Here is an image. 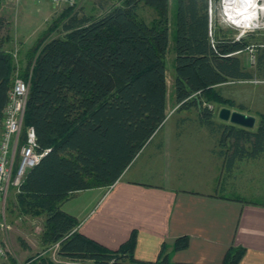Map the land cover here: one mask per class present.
I'll list each match as a JSON object with an SVG mask.
<instances>
[{"label":"trees","instance_id":"16d2710c","mask_svg":"<svg viewBox=\"0 0 264 264\" xmlns=\"http://www.w3.org/2000/svg\"><path fill=\"white\" fill-rule=\"evenodd\" d=\"M140 5L156 18L143 20ZM210 10L211 0H113L97 15L68 8L17 60L4 49L9 38L0 17V124L17 71L29 84L21 136L33 128L37 151H47L22 178L15 206L20 215L44 217L41 245L57 246L59 258L37 255L27 264H191L172 263L165 244L155 261L137 260L135 232L110 250L82 235L62 204L77 192L113 186L163 128L170 43L177 111L194 110L198 124L215 136L224 172L264 158V113L248 130L216 122L208 107L234 105L222 95V84L264 80V40L230 37L212 24ZM250 48L256 53L251 68L241 59ZM222 198L248 203L240 196ZM187 246L183 237L171 249ZM243 254L231 247L221 264H238Z\"/></svg>","mask_w":264,"mask_h":264},{"label":"crops","instance_id":"0c3cea01","mask_svg":"<svg viewBox=\"0 0 264 264\" xmlns=\"http://www.w3.org/2000/svg\"><path fill=\"white\" fill-rule=\"evenodd\" d=\"M19 2L15 6L18 12L39 15L38 30H34L36 24H29L30 38L25 32L20 35V28L14 27L13 36L19 47H30L47 28L52 6L47 1ZM159 133L111 189L80 191L62 204V210L77 220L78 231L110 250L118 249L135 232L134 257L144 262L155 261L165 244L172 263L221 264L228 249L233 247L244 249L238 264H264V202L247 200L248 203H243L222 198L240 196L237 194L241 190L234 173L236 168L227 175L214 148L207 153L218 163L215 171L207 174L202 168L198 171L201 177L194 178L192 188L180 187L183 177L180 174L186 172L190 177L196 170L189 164L184 166L182 161L176 164L165 159L168 147L165 141L170 139L160 137L154 144ZM208 134L215 139L216 147L215 136ZM150 147H155V152L148 155L150 160L132 172L138 159ZM165 160L169 173L162 176L152 167L157 170V164L162 167ZM143 174H148L150 179H142ZM183 237L188 239L187 248L172 251L174 242Z\"/></svg>","mask_w":264,"mask_h":264},{"label":"rangeland","instance_id":"374dc122","mask_svg":"<svg viewBox=\"0 0 264 264\" xmlns=\"http://www.w3.org/2000/svg\"><path fill=\"white\" fill-rule=\"evenodd\" d=\"M111 1L113 0H72L73 4L69 6L62 4L61 6L53 7L51 5L52 16L48 21V25L54 19L62 15L68 8H72L75 12H79L80 14L97 15L101 12V6L104 7L111 3ZM258 2L260 5L263 4L262 0ZM18 3L20 2L14 0L0 1V17L5 23L2 34L9 38L4 45V49L6 51H13L14 57L16 58L15 60H17V53L19 52V55L23 56V53L28 47L27 45L19 47L18 40L14 39L13 36L15 32L14 27L20 28V35L25 32L29 36L23 35L30 38L29 24L35 26L39 20V15L37 14L18 12L15 9ZM223 9L224 5L222 0H211V18L212 24L216 26L215 28H219L230 37L236 39L245 35H250L256 43H261L264 40V14L260 16L261 25L258 28L242 30L233 26L225 19ZM170 12L172 13V8ZM138 14L147 23L156 18L155 12L144 5H140ZM37 27H39V24L38 26L36 24L34 30H38ZM171 45L170 43V51L166 57L167 118L154 144L157 143V140H160V137L170 139L165 141L168 145V151L166 150L164 152L165 159L167 158L169 162H175L176 164L182 161L184 166L185 164H189L190 167H194L196 173L194 172L190 177H187V175L190 174L186 172L180 174V177L183 175V177L180 178V187L188 189L193 187L194 178L201 177L198 173L199 170L201 171L203 168V173H213L218 163L214 161L215 157H210L208 154L213 148L216 149L214 146L215 139L208 134L205 128L198 124L196 112L194 110L177 111L173 96L174 55ZM251 49L252 51H248V54H241L244 65L248 67L253 66L256 60L255 49ZM218 87H221L222 95L225 98L231 99L234 105H225L224 107L217 104L209 105L208 107L212 108L214 112V120L216 122H222L218 119V112L222 108H228L232 111H243L245 114L253 117H256L257 114L264 113V80L253 78L248 81L229 82ZM181 120L183 121L181 122ZM187 150L188 152L186 153ZM151 152H155V147H150L143 153L138 159L137 165L133 166L132 172H136L137 169L142 168L143 166L141 163L150 160L148 155ZM156 168L157 170L152 167L153 171L161 172L162 176H166L169 173L166 160L163 162L162 167L161 164L158 163ZM234 173L237 177L238 189L241 190L237 195L249 201L264 202V158L256 161L241 162L236 167ZM142 179L147 181L150 178L148 174H143ZM166 181L167 180L164 182ZM201 189L202 188H200V190ZM15 198L16 190L10 188L4 202L0 204V244L10 253L8 259H13L14 264H27L28 258L43 255L50 261L58 262L59 258L56 256V249L50 248L45 250L40 242V234L44 226V217L20 215L15 206ZM1 224H4V226L1 227ZM0 262L5 263L7 260L0 257Z\"/></svg>","mask_w":264,"mask_h":264},{"label":"built area","instance_id":"2783aa9c","mask_svg":"<svg viewBox=\"0 0 264 264\" xmlns=\"http://www.w3.org/2000/svg\"><path fill=\"white\" fill-rule=\"evenodd\" d=\"M28 1L33 3L47 1L53 7H58L62 4L68 6L73 4L72 0ZM247 51L251 52L252 49L250 48ZM28 88L29 84L24 82L16 71L13 76L12 86L7 95V102L2 112L0 124V204L4 202L10 188L15 189L16 193L18 192V188L26 172L34 167L47 153V151H37L33 128H27L24 138L21 136ZM3 226L4 224H1V227ZM9 255L8 250L0 244V257L7 260Z\"/></svg>","mask_w":264,"mask_h":264},{"label":"bare ground","instance_id":"6f19581e","mask_svg":"<svg viewBox=\"0 0 264 264\" xmlns=\"http://www.w3.org/2000/svg\"><path fill=\"white\" fill-rule=\"evenodd\" d=\"M259 0H224L225 19L233 26L247 30L261 25L260 16L264 14L263 4ZM263 22V21H262Z\"/></svg>","mask_w":264,"mask_h":264},{"label":"water","instance_id":"95a60500","mask_svg":"<svg viewBox=\"0 0 264 264\" xmlns=\"http://www.w3.org/2000/svg\"><path fill=\"white\" fill-rule=\"evenodd\" d=\"M224 3V0H222ZM211 13V10H210ZM257 26H252L256 28ZM218 119L222 122L229 123L231 125L239 126L244 129L251 130L255 126V118L251 115L244 114L239 111H232L228 108H222L218 112Z\"/></svg>","mask_w":264,"mask_h":264}]
</instances>
